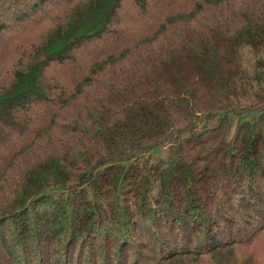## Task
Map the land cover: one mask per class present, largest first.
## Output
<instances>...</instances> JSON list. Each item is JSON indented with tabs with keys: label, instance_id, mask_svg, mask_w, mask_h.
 Segmentation results:
<instances>
[{
	"label": "trees",
	"instance_id": "obj_1",
	"mask_svg": "<svg viewBox=\"0 0 264 264\" xmlns=\"http://www.w3.org/2000/svg\"><path fill=\"white\" fill-rule=\"evenodd\" d=\"M6 48L0 264H264V0H0Z\"/></svg>",
	"mask_w": 264,
	"mask_h": 264
},
{
	"label": "rangeland",
	"instance_id": "obj_2",
	"mask_svg": "<svg viewBox=\"0 0 264 264\" xmlns=\"http://www.w3.org/2000/svg\"><path fill=\"white\" fill-rule=\"evenodd\" d=\"M26 29H27V25L25 27H22L20 32H23ZM19 35L20 34H18L16 36L14 34L12 37L8 38L7 40H10V39H13V38H17V37H19ZM10 50L11 49H9V48H6L4 50L3 58L0 60V63H1L0 64V72H2L3 70H5V68H6L5 67V64H2V63L6 60V57L9 54L7 52H9ZM4 78L5 77H1V79H4ZM243 119L246 120V121H248V122H252V121H254L255 117L249 116V117H245ZM235 123H236V121L234 119H232L230 121V123H229V136H231L232 132L234 131ZM152 156H153L152 159H155L157 157H163V156H165V150L164 149H159V151H153L152 152ZM251 248L252 247H250L247 251L243 250V254L245 253L247 255V253L248 254L250 253L252 255V257H253V256H255L254 254H256L258 251H261L262 250V245H257L256 244L252 251H251Z\"/></svg>",
	"mask_w": 264,
	"mask_h": 264
}]
</instances>
